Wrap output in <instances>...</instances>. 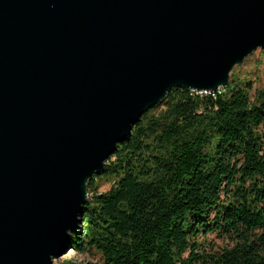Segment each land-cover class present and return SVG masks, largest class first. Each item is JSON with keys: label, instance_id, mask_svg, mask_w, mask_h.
I'll use <instances>...</instances> for the list:
<instances>
[{"label": "water", "instance_id": "95a60500", "mask_svg": "<svg viewBox=\"0 0 264 264\" xmlns=\"http://www.w3.org/2000/svg\"><path fill=\"white\" fill-rule=\"evenodd\" d=\"M259 48L264 0H0V264L72 249L89 178L142 115Z\"/></svg>", "mask_w": 264, "mask_h": 264}, {"label": "trees", "instance_id": "16d2710c", "mask_svg": "<svg viewBox=\"0 0 264 264\" xmlns=\"http://www.w3.org/2000/svg\"><path fill=\"white\" fill-rule=\"evenodd\" d=\"M252 90L233 70L215 92L173 88L145 112L89 178L72 250L98 264H264V86Z\"/></svg>", "mask_w": 264, "mask_h": 264}, {"label": "rangeland", "instance_id": "374dc122", "mask_svg": "<svg viewBox=\"0 0 264 264\" xmlns=\"http://www.w3.org/2000/svg\"><path fill=\"white\" fill-rule=\"evenodd\" d=\"M233 70L241 79H247L251 82L253 86L252 93L254 94L257 88L264 86V49L259 48L255 50L248 55L241 64L236 65ZM109 187L110 183H106L100 187V190H106ZM67 243L68 241H66V244ZM51 259L53 264H63V260L67 259L98 264L100 262V255H82L70 249L66 254L60 257H58V255H52Z\"/></svg>", "mask_w": 264, "mask_h": 264}, {"label": "built area", "instance_id": "2783aa9c", "mask_svg": "<svg viewBox=\"0 0 264 264\" xmlns=\"http://www.w3.org/2000/svg\"><path fill=\"white\" fill-rule=\"evenodd\" d=\"M199 92H200V93H204V94H205V93H209L208 91H199Z\"/></svg>", "mask_w": 264, "mask_h": 264}]
</instances>
